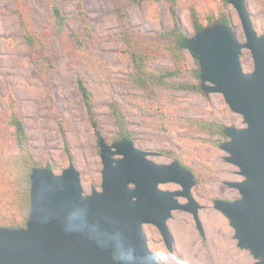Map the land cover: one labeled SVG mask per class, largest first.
I'll use <instances>...</instances> for the list:
<instances>
[{
  "label": "water",
  "instance_id": "1",
  "mask_svg": "<svg viewBox=\"0 0 264 264\" xmlns=\"http://www.w3.org/2000/svg\"><path fill=\"white\" fill-rule=\"evenodd\" d=\"M241 21L237 31L217 24L193 34L207 93L222 94L244 126H228L221 148L242 180L229 182L240 197L216 199L230 220L238 246L264 264V34L251 19L247 0H230ZM249 50L247 70L241 56ZM134 141L101 139V188L86 192L75 162L60 172L35 169L26 227L0 226V264H163L149 244L146 224L157 227L169 250L174 211L193 214L202 230L200 203L192 194L194 174L176 160L159 163ZM176 183L179 189L162 188ZM181 198H187L181 202Z\"/></svg>",
  "mask_w": 264,
  "mask_h": 264
},
{
  "label": "rangeland",
  "instance_id": "2",
  "mask_svg": "<svg viewBox=\"0 0 264 264\" xmlns=\"http://www.w3.org/2000/svg\"><path fill=\"white\" fill-rule=\"evenodd\" d=\"M37 22L46 17L35 0ZM68 13L73 12L69 0H61ZM92 25L97 32L118 30V20L109 0H86ZM14 0H0V91L4 97L11 90L18 100L23 120L30 132L33 145L43 161L52 162L60 172L69 165L65 153L68 144L75 158V164L81 171L86 192L92 188H101L102 160L101 150L97 148L93 131L86 122V110L77 93L74 74L67 65L65 57L58 61V87H53L56 95L55 115L48 102V86L34 72L29 57L28 46L17 28L16 17L10 13ZM249 11L257 29L264 34V8L261 0H247ZM183 28L194 34L192 17L188 7L179 6L175 10ZM231 13L237 32L244 40L241 21L237 10L231 5ZM131 23L141 30L162 29L173 24V11L166 1L154 2L144 9L132 7L129 11ZM107 62L108 72L114 78L123 94L117 101L125 108L131 128L136 133L134 140L137 147L156 154L150 156L159 163H169L174 159L160 154L164 149L184 148L187 157L200 172H204L206 181L193 188L192 194L200 203L199 216L202 230L198 227L192 213L174 211L169 220V227L174 236L173 250H169L163 239L159 242L156 254L167 264H256L257 259L247 249L238 246L235 229L230 220L216 209L212 197L237 199L240 193L229 186V182L242 180L237 173L238 167L226 160L228 153L220 146L199 145L177 139L174 132H164L151 127L148 119L138 107V90L125 83V75L130 69V62L123 44L117 38L100 40L97 43ZM242 62L247 70L253 65L249 50L243 51ZM193 61L192 56L190 57ZM158 67H170L168 59L154 61ZM98 91L101 112L106 116L108 104L114 99L113 90L107 85L93 84ZM51 88V86H50ZM165 105L180 117L210 118L212 110L218 112V118L228 125L244 126L243 117L231 110L222 94H202L194 91H165ZM105 130L109 142L116 136V127L110 117L104 118ZM164 189H179L176 183L163 184ZM186 202L187 198H181ZM149 238H162L159 230L152 224L145 225ZM153 249V248H152ZM182 262V263H181Z\"/></svg>",
  "mask_w": 264,
  "mask_h": 264
},
{
  "label": "trees",
  "instance_id": "3",
  "mask_svg": "<svg viewBox=\"0 0 264 264\" xmlns=\"http://www.w3.org/2000/svg\"><path fill=\"white\" fill-rule=\"evenodd\" d=\"M35 1L46 12L40 24L32 0H14L10 11L16 17L17 28L28 46L34 72L48 86V102L59 119L52 88L59 85L58 61L61 57L66 58L98 149L101 150L102 138L110 143L104 127L106 116L111 118L117 129L112 143L134 141L136 138L125 108L117 101L123 94L115 79L110 77L107 62L97 46L100 40L113 37L123 44L130 62L125 83L138 90V107L151 127L174 132L177 139L199 145L221 147L228 139L226 128L230 125L218 118L216 110H212L210 118L180 117L165 105L167 98L163 93L180 90L207 94L202 82L200 60L192 52L193 34L183 28L175 13L176 8L188 7L194 34L217 24L237 31L230 0H109L118 20V30L114 34L110 30L99 33L94 29L86 0H69L73 6L71 13L66 11L61 0ZM160 1H166L171 7L172 25L159 30H141L131 23L129 11L132 7L144 9ZM261 1L264 8V0ZM251 19L255 24L252 15ZM161 59L170 60L172 65L165 68L155 65L154 61ZM93 84L107 85L113 90L114 99L108 104L106 116L100 110L98 91ZM65 153L69 162L75 161L68 144H65ZM160 154L190 170L194 174L195 186L200 187L206 181L204 172L201 173L188 160L184 148L164 149ZM35 169L57 172L56 166L50 161L45 163L35 150L14 93L8 90L4 97L0 91V226L26 227L30 218L32 174ZM216 199L222 198L212 197L213 201ZM161 240L149 238L155 252ZM158 260L167 264L159 256Z\"/></svg>",
  "mask_w": 264,
  "mask_h": 264
},
{
  "label": "flooded vegetation",
  "instance_id": "4",
  "mask_svg": "<svg viewBox=\"0 0 264 264\" xmlns=\"http://www.w3.org/2000/svg\"><path fill=\"white\" fill-rule=\"evenodd\" d=\"M225 200H232V199H225ZM158 256V255H157Z\"/></svg>",
  "mask_w": 264,
  "mask_h": 264
}]
</instances>
